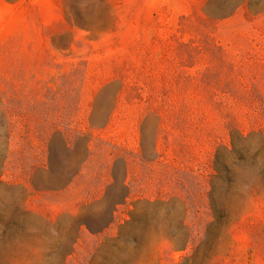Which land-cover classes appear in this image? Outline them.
<instances>
[{
	"label": "rangeland",
	"instance_id": "obj_1",
	"mask_svg": "<svg viewBox=\"0 0 264 264\" xmlns=\"http://www.w3.org/2000/svg\"><path fill=\"white\" fill-rule=\"evenodd\" d=\"M0 264H264V0H0Z\"/></svg>",
	"mask_w": 264,
	"mask_h": 264
},
{
	"label": "trees",
	"instance_id": "obj_2",
	"mask_svg": "<svg viewBox=\"0 0 264 264\" xmlns=\"http://www.w3.org/2000/svg\"><path fill=\"white\" fill-rule=\"evenodd\" d=\"M205 41V40H204ZM207 41V40H206ZM213 43V44H216L215 42H214V40H211V41H209V43ZM195 45H202L201 43H198V44H195Z\"/></svg>",
	"mask_w": 264,
	"mask_h": 264
}]
</instances>
